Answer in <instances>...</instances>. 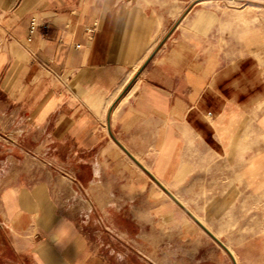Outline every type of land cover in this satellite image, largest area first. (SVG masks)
<instances>
[{
	"label": "crops",
	"instance_id": "crops-1",
	"mask_svg": "<svg viewBox=\"0 0 264 264\" xmlns=\"http://www.w3.org/2000/svg\"><path fill=\"white\" fill-rule=\"evenodd\" d=\"M211 1L0 0V264H147L182 213L233 257L174 190L264 133Z\"/></svg>",
	"mask_w": 264,
	"mask_h": 264
},
{
	"label": "rangeland",
	"instance_id": "rangeland-1",
	"mask_svg": "<svg viewBox=\"0 0 264 264\" xmlns=\"http://www.w3.org/2000/svg\"><path fill=\"white\" fill-rule=\"evenodd\" d=\"M215 1L226 10L219 30L227 60L242 63L243 73L248 71L251 78L258 79L257 97L253 98L264 103V0L211 3ZM263 114L264 106L258 117ZM257 128L255 137L242 140L243 152L249 151L250 143H257V148H251L256 155L236 157L233 163V157L209 155L199 148L201 154L195 157L198 161L193 177L174 189L233 257L182 213L183 221L179 219L178 224L163 220L160 229L147 226L144 241L131 239L132 246L139 242L147 247V264H153L154 260L159 264H186L189 258L202 257L206 264H264V133L259 125ZM251 160L258 162L253 169ZM150 206L145 204L147 212ZM184 221L188 223L186 226ZM115 243L120 244L121 240L118 238ZM177 256L181 258L175 260Z\"/></svg>",
	"mask_w": 264,
	"mask_h": 264
},
{
	"label": "built area",
	"instance_id": "built-area-1",
	"mask_svg": "<svg viewBox=\"0 0 264 264\" xmlns=\"http://www.w3.org/2000/svg\"><path fill=\"white\" fill-rule=\"evenodd\" d=\"M38 27H39V25L35 21L31 23L30 30H29V33H30L29 39L30 40L32 39V36L36 32V30L38 29Z\"/></svg>",
	"mask_w": 264,
	"mask_h": 264
}]
</instances>
